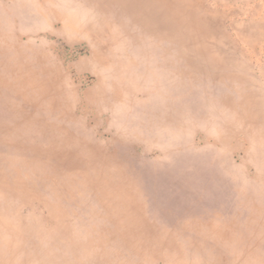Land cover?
<instances>
[{
	"label": "rangeland",
	"instance_id": "obj_1",
	"mask_svg": "<svg viewBox=\"0 0 264 264\" xmlns=\"http://www.w3.org/2000/svg\"><path fill=\"white\" fill-rule=\"evenodd\" d=\"M24 1L0 0L1 36L29 44L32 75L9 101L49 123H0V264H264L260 158L237 151L240 188L218 189L196 100L223 88L241 111L226 137H259L264 0H32L49 19L31 31L13 8ZM173 110L174 140L160 134ZM169 155L175 178L150 179Z\"/></svg>",
	"mask_w": 264,
	"mask_h": 264
},
{
	"label": "crops",
	"instance_id": "obj_2",
	"mask_svg": "<svg viewBox=\"0 0 264 264\" xmlns=\"http://www.w3.org/2000/svg\"><path fill=\"white\" fill-rule=\"evenodd\" d=\"M24 1V0H23ZM16 10L17 15H19L21 21L20 24L24 29L31 31L33 30L34 26H37L39 23H45L46 19H49V16L47 18H41L38 15H36L33 12L32 7V0H25L22 2V4L19 2L13 7ZM0 105H3L6 107L7 117L8 119L4 118V121H0V123H21V124H32V123H49L47 120L38 119V117L30 118V115L27 113V107L20 105L19 112L14 111L15 105L13 101H9L10 98L12 99L13 96L9 93H13L15 91H25L27 87H31L32 85V75L30 73V65L28 60V45L27 43L24 44H16V41H13L15 39L10 35H8L9 40L6 37H2L3 30L6 27L2 28V25L9 24V21L11 20L5 12H1L0 10ZM165 57H169L170 60L172 57L173 59H176L177 54L174 52H168L164 53ZM47 57V56H46ZM46 60V59H45ZM32 61L35 65L38 66L40 64L37 59L32 58ZM37 63V64H36ZM42 64V62H41ZM162 66H167L170 68H173L174 64H171L170 62L168 64H162ZM212 92V91H211ZM216 96L220 99L217 101H209L208 103L206 100H203V97H196L197 104L202 107L201 110V122L205 123L206 126L203 127V131L206 132L207 137H211V140L214 141L212 147L207 148V151L205 153L206 160L201 165V171L206 174V178L208 179H215L218 183V189H221V186L223 188L226 187L228 190H235V185L237 184V187L240 188V170L241 165L240 163H237L234 159V156L236 152L245 149V151H242L243 154L249 153L251 155L258 156L260 158L259 162H257L258 169L261 171H264V135L262 137L260 132H264V120H260L259 122H256L257 124V131L259 132V137H256L254 140H249V145L247 148H244L241 145V142H237L235 138H229L226 137V129L232 128L233 131H236L237 127L235 125L233 127L225 126L226 122V116L228 121L230 118H234L235 115L238 118H234V121H240L241 117V111H236L233 108L232 101H235L233 99H229V101L224 97V90L216 88L215 92ZM219 93V94H218ZM212 94V93H211ZM211 94H209L211 96ZM208 97V96H207ZM206 97V98H207ZM205 98V99H206ZM233 98V97H232ZM235 98V97H234ZM237 98H240L238 96ZM251 103H256L259 99L256 98V96H249ZM201 104V105H200ZM203 107H205V111H203ZM240 107V103H238V108ZM233 108V110H231ZM190 110H185L186 116L185 119V125L187 127L192 124L193 122V114L192 109L189 106ZM231 110V111H230ZM0 113H3V111H0ZM19 113V115H18ZM230 115V116H229ZM5 115L0 114V117H4ZM161 122L164 125H168L172 127L171 129L166 130L164 129V125L161 124V130L160 134H166L169 133L172 134L171 138L172 140L176 139V123H177V113L175 110H173V115L169 113V116H166V112L160 114ZM15 117V119H13ZM18 118V120L16 119ZM62 118V117H61ZM65 118L62 119H52V122L56 123H64ZM166 119V121H165ZM239 123V122H238ZM252 123V122H251ZM215 124V125H214ZM252 126V125H251ZM170 127V128H171ZM174 127V129H173ZM254 129V128H253ZM4 132H6L5 129H1ZM0 130V140H8L10 138V133H2ZM230 130V131H232ZM219 131V133L217 132ZM232 131V132H233ZM229 132V131H228ZM234 139V140H233ZM148 146L147 148H149ZM165 148V147H164ZM254 149V151H252ZM171 158V155H169ZM170 164H162L159 165L158 169H154L152 177L153 181L156 179L158 180H170L173 176L175 178V175H172L174 171H176V168L174 166V163H172V158L170 159ZM187 167V166H186ZM185 170V169H184ZM144 173H149L146 170H143ZM143 178H145V175H143ZM149 179V176H147ZM149 179V180H150ZM231 187V188H230Z\"/></svg>",
	"mask_w": 264,
	"mask_h": 264
}]
</instances>
